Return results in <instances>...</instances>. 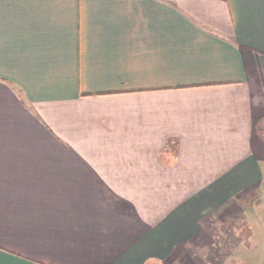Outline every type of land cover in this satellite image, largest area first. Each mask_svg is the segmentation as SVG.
Wrapping results in <instances>:
<instances>
[{
    "label": "crops",
    "instance_id": "1",
    "mask_svg": "<svg viewBox=\"0 0 264 264\" xmlns=\"http://www.w3.org/2000/svg\"><path fill=\"white\" fill-rule=\"evenodd\" d=\"M262 181L264 0H0V264H264Z\"/></svg>",
    "mask_w": 264,
    "mask_h": 264
},
{
    "label": "rangeland",
    "instance_id": "2",
    "mask_svg": "<svg viewBox=\"0 0 264 264\" xmlns=\"http://www.w3.org/2000/svg\"><path fill=\"white\" fill-rule=\"evenodd\" d=\"M261 186H264V181H262ZM261 189H263V187ZM261 202L262 201L260 200L259 203ZM240 229L243 233H247L248 229ZM213 232L215 233L216 229H213V231L210 229L209 238L214 235ZM217 232L220 233V231ZM222 233H225V236L223 237V240L225 241L224 244H198L197 246H194L193 252L191 254L188 251L186 253L183 248H179L180 250L178 253L181 257L179 256L180 258H176L173 261H166L167 264H236L238 261L237 258L242 259L243 257L246 258V256H248L249 252L247 247H245L243 244L239 245V243H236V246H238V249L236 250L237 253H235V250H232V245L229 244V242L232 240V231L229 226L224 227Z\"/></svg>",
    "mask_w": 264,
    "mask_h": 264
}]
</instances>
